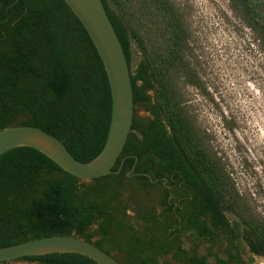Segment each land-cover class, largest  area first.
Masks as SVG:
<instances>
[{"label":"trees","instance_id":"obj_1","mask_svg":"<svg viewBox=\"0 0 264 264\" xmlns=\"http://www.w3.org/2000/svg\"><path fill=\"white\" fill-rule=\"evenodd\" d=\"M102 1L123 46L134 95L131 132L112 168L119 172L87 182L34 149L5 153L0 157V248L76 236L120 264H165L162 257L179 264H210V259L244 264L230 249L226 260L214 249L220 231L230 244L245 231L252 253L264 254V217L241 193L228 156L190 99L189 89L210 95L193 48L188 9L174 0ZM228 2L264 54V0ZM139 109L149 116L140 117ZM111 114L103 63L67 4L0 0V130L40 128L89 163L105 147ZM222 121L231 133L238 128L234 118L222 116ZM173 179L184 192L169 190ZM203 243L210 245L205 254ZM15 262L97 264L77 254L0 264Z\"/></svg>","mask_w":264,"mask_h":264},{"label":"rangeland","instance_id":"obj_2","mask_svg":"<svg viewBox=\"0 0 264 264\" xmlns=\"http://www.w3.org/2000/svg\"><path fill=\"white\" fill-rule=\"evenodd\" d=\"M174 1L190 13L192 44L210 95L189 89L195 113L215 135L219 150L228 156L241 193L264 217V54L251 32L234 16L228 0ZM138 115L149 116L143 109ZM222 116L236 120L234 133L224 128ZM208 247L203 243L200 253L205 254ZM160 261L179 264L169 257ZM209 262L216 264L213 259ZM255 264L264 262L257 259Z\"/></svg>","mask_w":264,"mask_h":264},{"label":"water","instance_id":"obj_3","mask_svg":"<svg viewBox=\"0 0 264 264\" xmlns=\"http://www.w3.org/2000/svg\"><path fill=\"white\" fill-rule=\"evenodd\" d=\"M83 25L103 63L112 98L108 138L103 151L89 163L78 161L56 137L37 127L0 130V157L10 150L34 149L68 174L91 181L110 174L126 145L134 118V95L129 64L119 36L102 0H63ZM137 159V158H136ZM130 177L131 174L129 173ZM148 176V175H146ZM149 177V176H148ZM164 180V184L167 183ZM152 183L156 181L151 179ZM173 195L171 194L170 200ZM49 254H77L97 264H120L111 255L76 236H51L0 248V263Z\"/></svg>","mask_w":264,"mask_h":264},{"label":"flooded vegetation","instance_id":"obj_4","mask_svg":"<svg viewBox=\"0 0 264 264\" xmlns=\"http://www.w3.org/2000/svg\"><path fill=\"white\" fill-rule=\"evenodd\" d=\"M172 181H173L172 184H173V187H175V190L173 189L172 185L168 186V188H169V190H171V192H184V190L178 191L176 189L177 186L181 187V184H179L176 181V179H173ZM230 223H231V221H230ZM245 235H246L245 231H242L241 236L234 239L233 244H230V237L228 236L227 238H225L224 232L220 231V237H218L216 239V241H217L216 248H218L222 244V246H220V248L218 250L221 252L220 256L226 260L227 256H226L225 252H227L230 249L232 251V253L234 254V256L239 258L240 260H242L244 262V264H255V260H257V259H260L264 262V254L252 253L251 247L249 246L248 242L246 241V239L244 237Z\"/></svg>","mask_w":264,"mask_h":264}]
</instances>
